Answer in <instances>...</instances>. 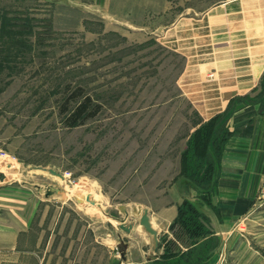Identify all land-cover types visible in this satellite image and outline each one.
<instances>
[{"label": "rangeland", "instance_id": "1", "mask_svg": "<svg viewBox=\"0 0 264 264\" xmlns=\"http://www.w3.org/2000/svg\"><path fill=\"white\" fill-rule=\"evenodd\" d=\"M165 28L114 26L63 0H0V199H41L45 186L59 188L53 198L64 206L55 247L65 248V233L120 218V207L155 209L182 199L186 212V191L212 185L216 148L227 136L224 118L212 128L213 167L182 168L187 142L206 122L184 92L185 74L207 48L190 46L189 30H174L171 22ZM86 98L90 106L70 125ZM253 98L264 107V86ZM46 213L49 226L54 211ZM240 221L234 231L244 229ZM215 240L196 247L186 262L208 258Z\"/></svg>", "mask_w": 264, "mask_h": 264}, {"label": "crops", "instance_id": "2", "mask_svg": "<svg viewBox=\"0 0 264 264\" xmlns=\"http://www.w3.org/2000/svg\"><path fill=\"white\" fill-rule=\"evenodd\" d=\"M63 1L136 32L165 30L166 22L174 30H189V45L205 46L207 53L189 67L184 92L204 121L226 113L232 135L222 148L212 185L206 190L192 186L184 195L206 218L202 237L177 223L182 202L177 199L155 209L136 205L147 210L158 233L154 260H147L150 238L136 218L125 221L132 224L128 234L109 215L104 226L99 222L91 231L84 226L65 233V248L55 247L52 235L63 214L62 201L0 199V264H189L193 250L209 239H216L209 257L194 264H262L264 206L257 195L264 181V109L253 96L264 83V0ZM199 32L205 35L199 38ZM49 209L54 217L47 226ZM239 220L244 229L234 231ZM119 239L129 245L123 258Z\"/></svg>", "mask_w": 264, "mask_h": 264}, {"label": "trees", "instance_id": "3", "mask_svg": "<svg viewBox=\"0 0 264 264\" xmlns=\"http://www.w3.org/2000/svg\"><path fill=\"white\" fill-rule=\"evenodd\" d=\"M263 86H264V83L262 84L261 87ZM88 106H90V100L86 98V100H84L83 103H81L78 107L75 108L72 114L73 120L71 121L70 125H73L76 119L83 115V113L88 109ZM261 109L263 110L264 107ZM93 112L95 113V111ZM90 115L92 114L90 113L85 114L83 119L89 117ZM219 118H224L223 121H226L227 120L226 113L220 114V115H217L211 118L210 120L206 121L203 124L202 128L197 129L192 133L190 140L187 142L188 148L186 147V149L182 153L183 170H197L201 168V165H202V169L204 170L210 169L209 168L210 166L213 167L211 164L212 159H213V154L209 150V145L213 147L215 143L216 136H215V133L213 134L212 128H214V126L216 125L215 122ZM226 133H227L226 138L221 139L217 146L218 149L216 148V152L218 154L217 160H219L220 158V154H221V151H222V148L225 142L232 135V133L229 132L228 130ZM192 177L193 175L190 177V179H192ZM185 206L187 209L186 212H183L181 207H179L177 223H179V225L191 235L201 236V235L206 234L207 231L204 230L205 229L204 226L199 225L197 221L199 217L201 216V214L198 213V211L195 209L192 203L189 202ZM200 227H201L200 232H197V229H200Z\"/></svg>", "mask_w": 264, "mask_h": 264}, {"label": "water", "instance_id": "4", "mask_svg": "<svg viewBox=\"0 0 264 264\" xmlns=\"http://www.w3.org/2000/svg\"><path fill=\"white\" fill-rule=\"evenodd\" d=\"M32 169L39 170V171H45L52 176H56V177H59L60 179H63V176L61 174L51 169H46L42 167H33ZM43 193H44L43 196L45 199H53L57 201H62V199L53 198L54 197L53 195L60 196L62 194L59 188H53L52 186L48 185V186H45ZM89 202L91 204H95L93 200H90ZM119 211H120V214L122 215V218L113 217L115 221L119 222V227H118L119 230L128 234L132 228V224L125 222L127 217L130 216L131 218L138 219L137 224L141 227L142 231L145 232L150 238V251H149V256L147 260H154L155 255L158 252V245H159L158 233H157V230H155L150 223L147 210H143L141 209L140 206H136V207H131L130 209H127L125 207H120ZM128 246L129 245L127 243L119 239L118 244H117V249H118V252L121 258L124 257V254L126 253Z\"/></svg>", "mask_w": 264, "mask_h": 264}, {"label": "built area", "instance_id": "5", "mask_svg": "<svg viewBox=\"0 0 264 264\" xmlns=\"http://www.w3.org/2000/svg\"><path fill=\"white\" fill-rule=\"evenodd\" d=\"M257 200L260 202L261 206H264V181L259 188Z\"/></svg>", "mask_w": 264, "mask_h": 264}, {"label": "bare ground", "instance_id": "6", "mask_svg": "<svg viewBox=\"0 0 264 264\" xmlns=\"http://www.w3.org/2000/svg\"><path fill=\"white\" fill-rule=\"evenodd\" d=\"M54 188V187H53ZM138 220V219H137Z\"/></svg>", "mask_w": 264, "mask_h": 264}]
</instances>
